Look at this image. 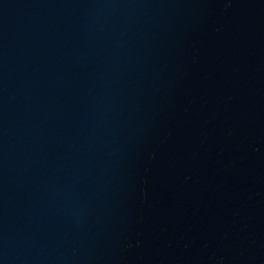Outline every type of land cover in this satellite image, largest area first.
<instances>
[{"label": "water", "instance_id": "95a60500", "mask_svg": "<svg viewBox=\"0 0 264 264\" xmlns=\"http://www.w3.org/2000/svg\"><path fill=\"white\" fill-rule=\"evenodd\" d=\"M0 264H264V0H0Z\"/></svg>", "mask_w": 264, "mask_h": 264}]
</instances>
